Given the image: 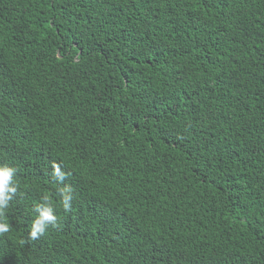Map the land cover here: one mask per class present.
<instances>
[{
	"label": "trees",
	"instance_id": "16d2710c",
	"mask_svg": "<svg viewBox=\"0 0 264 264\" xmlns=\"http://www.w3.org/2000/svg\"><path fill=\"white\" fill-rule=\"evenodd\" d=\"M0 166V264H264V0H0Z\"/></svg>",
	"mask_w": 264,
	"mask_h": 264
},
{
	"label": "clouds",
	"instance_id": "9594fccd",
	"mask_svg": "<svg viewBox=\"0 0 264 264\" xmlns=\"http://www.w3.org/2000/svg\"><path fill=\"white\" fill-rule=\"evenodd\" d=\"M16 169L14 167L0 166V234L10 231V225L4 221L6 210L10 206V202L17 193V186L14 181ZM52 175L61 184L66 178V173L61 171L60 167L54 166ZM57 194L60 197V203L65 212L71 211L72 201L74 199L73 192L69 187H59ZM35 218L32 221L29 238L36 240L44 235L50 227L58 225V216L55 207L49 202V198L45 196L43 202L35 204L33 207Z\"/></svg>",
	"mask_w": 264,
	"mask_h": 264
}]
</instances>
